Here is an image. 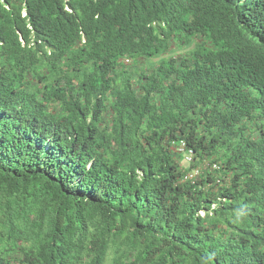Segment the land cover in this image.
<instances>
[{
    "label": "trees",
    "instance_id": "obj_1",
    "mask_svg": "<svg viewBox=\"0 0 264 264\" xmlns=\"http://www.w3.org/2000/svg\"><path fill=\"white\" fill-rule=\"evenodd\" d=\"M0 264H264V0H0Z\"/></svg>",
    "mask_w": 264,
    "mask_h": 264
},
{
    "label": "built area",
    "instance_id": "obj_2",
    "mask_svg": "<svg viewBox=\"0 0 264 264\" xmlns=\"http://www.w3.org/2000/svg\"><path fill=\"white\" fill-rule=\"evenodd\" d=\"M126 62H128V60H126ZM180 148H181V149H184V144H182ZM191 152H192L191 150L188 151V153H191ZM188 159H191V157H188ZM191 176H192V175H191Z\"/></svg>",
    "mask_w": 264,
    "mask_h": 264
},
{
    "label": "rangeland",
    "instance_id": "obj_3",
    "mask_svg": "<svg viewBox=\"0 0 264 264\" xmlns=\"http://www.w3.org/2000/svg\"><path fill=\"white\" fill-rule=\"evenodd\" d=\"M181 52V51H180ZM157 60H152V62H156ZM129 66H131V65H129ZM187 166V165H186ZM202 215H204V212H202Z\"/></svg>",
    "mask_w": 264,
    "mask_h": 264
}]
</instances>
